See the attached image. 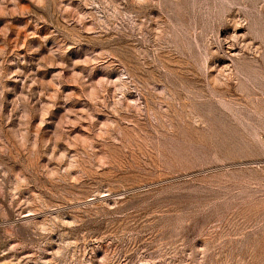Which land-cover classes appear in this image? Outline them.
<instances>
[{
  "label": "rangeland",
  "instance_id": "1",
  "mask_svg": "<svg viewBox=\"0 0 264 264\" xmlns=\"http://www.w3.org/2000/svg\"><path fill=\"white\" fill-rule=\"evenodd\" d=\"M0 264H264V0H0Z\"/></svg>",
  "mask_w": 264,
  "mask_h": 264
}]
</instances>
